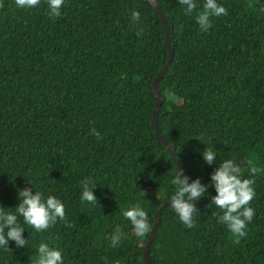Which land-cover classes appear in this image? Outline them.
Listing matches in <instances>:
<instances>
[{
  "label": "trees",
  "instance_id": "1",
  "mask_svg": "<svg viewBox=\"0 0 264 264\" xmlns=\"http://www.w3.org/2000/svg\"><path fill=\"white\" fill-rule=\"evenodd\" d=\"M0 2V207L15 213L18 190L32 186L59 199L74 224L58 220L37 233L18 217L27 244L9 241L0 264H33L42 242L61 250L64 264H143L150 232L137 237L122 213L139 202L153 226L175 193L176 167L150 127L152 80L168 59L157 12L144 0H64L61 17L52 19L46 0L31 9ZM156 2L173 49L158 82V130L189 182L200 179L208 190L194 228L165 207L148 260L264 264V0H217L227 15L211 17L207 32L178 0ZM196 3L200 11L204 0ZM210 147L217 164L202 158ZM228 159L242 168L241 179L254 180L256 193L238 244L211 203V174ZM86 177L96 184L97 204L81 199Z\"/></svg>",
  "mask_w": 264,
  "mask_h": 264
},
{
  "label": "clouds",
  "instance_id": "2",
  "mask_svg": "<svg viewBox=\"0 0 264 264\" xmlns=\"http://www.w3.org/2000/svg\"><path fill=\"white\" fill-rule=\"evenodd\" d=\"M46 2L49 17L60 18L64 0H46ZM146 2L153 7L157 6L156 0H146ZM14 3L17 8L31 9L39 6L41 0H14ZM178 4L183 7L185 15L191 16L196 12V23L202 32H207L212 27L211 17L227 15V9L218 4L217 0H204L200 11H197L199 6L196 0H178ZM3 7L4 4L0 2V8ZM131 21L136 26L141 24L138 11L131 12ZM90 134L97 139H103L95 128L91 129ZM202 158L208 165L217 164L214 148H205ZM242 171L239 164L228 159L217 165L210 177L211 185L216 193L212 197L211 203L223 211V215L218 219L226 225L234 238L233 243L236 244L240 243L241 238L246 237L247 225L252 222L255 215V210L248 206L256 195L253 188L254 180L241 179ZM250 172L254 176L257 169L251 167ZM171 184L175 188V193L169 200V206L186 228H194L196 226L194 217L199 214L195 208V201L205 195L208 185L202 184L200 179L189 182V177L183 174V170L178 171L176 168ZM80 186L82 201L97 204V198L93 193L96 184L92 178H84L80 182ZM17 196L19 203L15 207V213L5 211L3 207H0V248L10 251L9 241L14 242L18 248H24L27 244V240L23 238L25 230L19 223L18 217H22L23 222L31 226L37 233L53 227L58 220L62 221L66 228L74 227V224L67 220L64 204L55 196L49 195L45 199L43 193L41 191L34 192L32 186L18 190ZM122 215L130 221L137 237H146L151 231L152 225L149 222L148 214L139 202L123 211ZM119 245L120 237L113 235L111 246L118 247ZM37 252V258L33 264H64L61 250L50 248L46 243H40Z\"/></svg>",
  "mask_w": 264,
  "mask_h": 264
},
{
  "label": "water",
  "instance_id": "3",
  "mask_svg": "<svg viewBox=\"0 0 264 264\" xmlns=\"http://www.w3.org/2000/svg\"><path fill=\"white\" fill-rule=\"evenodd\" d=\"M146 2V0H144ZM148 3V2H147ZM150 4V3H148ZM157 6L153 7L151 4V6L155 9V11L157 12L159 19L162 23L163 26V31H164V37H165V43H166V47H167V51H168V59L167 62L165 63V65L159 70V72L157 73V75L155 76V78L152 80V88H153V96H154V110L152 113V119H151V125L150 127L154 130V135L156 137L157 140L160 141V143L162 144V146L164 147V149L167 151V153L170 155L171 159L174 162V165L176 167V170H181L182 167L179 165V163L176 161L175 158V147L168 143L161 135L160 131L158 130V114L163 102L162 99V95L161 92L158 88V82L160 81V79L164 76L165 72L168 70L172 59H173V49H172V45H171V38H170V32H169V28L167 25V21L166 18L163 14V11L160 7V5L156 2ZM184 174V171H183ZM185 175V174H184ZM169 200L163 202L160 207L158 208V210L156 211V213L154 214V221H153V226L152 229L149 233V237L145 243V247L143 250V264H150L149 260H148V256H149V252H150V247L151 244L153 242V240L155 239L156 236V231L157 228L159 226L160 223V217H161V213L162 211L165 209L166 206L169 205ZM199 207V201H196V206L195 208L197 209Z\"/></svg>",
  "mask_w": 264,
  "mask_h": 264
}]
</instances>
